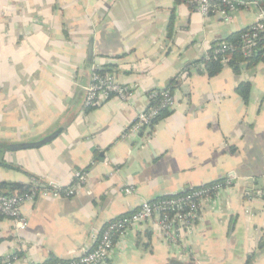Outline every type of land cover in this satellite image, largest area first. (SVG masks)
Returning a JSON list of instances; mask_svg holds the SVG:
<instances>
[{"label": "crops", "instance_id": "obj_1", "mask_svg": "<svg viewBox=\"0 0 264 264\" xmlns=\"http://www.w3.org/2000/svg\"><path fill=\"white\" fill-rule=\"evenodd\" d=\"M261 8L239 7L225 21L187 1L0 0V162L20 167L0 163V182L38 178L66 188L75 171L88 177L73 197L25 202L22 232L1 216L0 264L77 257L143 201L231 178L177 243L150 220L117 238L111 264H264V56L213 77L201 62ZM94 69L115 73L134 93L87 107ZM169 87L168 114L131 132L149 93ZM53 134L39 147H9Z\"/></svg>", "mask_w": 264, "mask_h": 264}, {"label": "built area", "instance_id": "obj_2", "mask_svg": "<svg viewBox=\"0 0 264 264\" xmlns=\"http://www.w3.org/2000/svg\"><path fill=\"white\" fill-rule=\"evenodd\" d=\"M187 3L202 15L206 16L216 12L222 15L225 21H229L231 13L239 7H247L250 4L259 5L256 1L246 0H187ZM258 47L264 49V10L262 8L259 19L243 33L241 43V50L245 56H251ZM233 49L234 46L231 43L220 40L214 49V54L215 56L221 54L223 61L227 62L225 53ZM85 89L87 107H93L113 96L126 100L135 91L134 86L120 82L115 73L98 69H94L91 82L85 86ZM174 105L175 97L170 89L152 90L149 93L148 108L138 114L130 131L138 134L150 129L162 111L172 109ZM73 176L74 181L66 188L33 178L29 189L25 192L8 193L0 190V215L13 218L17 231H24L29 224L22 212L25 202L33 201L38 196H75L88 177L84 171H75ZM231 184L232 178L192 188L180 194L156 200H145L139 208L105 224L97 237L94 248L77 257L58 259L50 264H111V252L116 246L117 238L124 236L129 228L141 226L150 220L156 222L165 238L177 243L183 237V232L189 229L199 217L205 203ZM132 189L128 187L125 192L130 193ZM15 257H17L16 254L8 256L6 261L11 262Z\"/></svg>", "mask_w": 264, "mask_h": 264}, {"label": "trees", "instance_id": "obj_3", "mask_svg": "<svg viewBox=\"0 0 264 264\" xmlns=\"http://www.w3.org/2000/svg\"><path fill=\"white\" fill-rule=\"evenodd\" d=\"M178 3L182 1L187 0H176ZM246 1H256L261 6H264V0H246ZM248 28H245L239 32L233 33L229 36L228 39H225L224 41L231 43L234 46L233 50H229L225 53V56L227 58V62L223 61L222 55L219 54L218 56H215L214 49L217 46V44L220 43V41L215 42L213 44V47L208 51V54L202 59L201 62L205 65V70L207 74L210 77L216 76L219 74L223 68L226 65H229L235 72L239 73L243 69V67H252L256 65L260 60L263 59L264 50L261 47H258L255 52L251 56H245L241 50V43H242V35ZM262 44V42H261ZM199 63V62H198ZM193 64H191L192 66ZM190 69V66L187 67ZM249 83H242L239 87V92L245 99V101H248L249 97ZM168 89H171L169 87ZM170 109H165L162 111L160 116L156 119V122L161 119L163 116L168 114ZM155 122V123H156ZM2 165L10 166L12 168H20L19 166H15L13 164H9L6 161L0 162ZM8 190L10 192L18 191L20 193L25 192L29 189V186L27 184H24L20 186L17 183L14 182H0V190ZM3 215H0V217ZM54 259H50L46 264H50L53 262Z\"/></svg>", "mask_w": 264, "mask_h": 264}, {"label": "water", "instance_id": "obj_4", "mask_svg": "<svg viewBox=\"0 0 264 264\" xmlns=\"http://www.w3.org/2000/svg\"><path fill=\"white\" fill-rule=\"evenodd\" d=\"M55 137V134L47 136L41 140L35 141V142H19L15 144H11L9 147L11 150H23V149H29L34 147L42 146L49 141H51Z\"/></svg>", "mask_w": 264, "mask_h": 264}]
</instances>
